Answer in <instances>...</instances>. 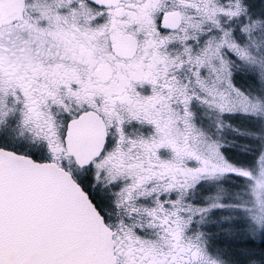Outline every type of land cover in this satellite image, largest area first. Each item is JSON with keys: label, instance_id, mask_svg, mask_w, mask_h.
<instances>
[{"label": "snow or ice", "instance_id": "6c2138e0", "mask_svg": "<svg viewBox=\"0 0 264 264\" xmlns=\"http://www.w3.org/2000/svg\"><path fill=\"white\" fill-rule=\"evenodd\" d=\"M0 264H264V0H0Z\"/></svg>", "mask_w": 264, "mask_h": 264}]
</instances>
